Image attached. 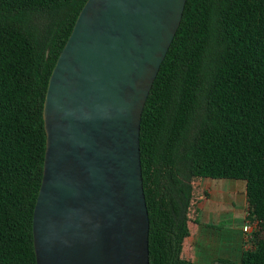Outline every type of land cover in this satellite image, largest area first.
<instances>
[{
	"label": "trees",
	"instance_id": "16d2710c",
	"mask_svg": "<svg viewBox=\"0 0 264 264\" xmlns=\"http://www.w3.org/2000/svg\"><path fill=\"white\" fill-rule=\"evenodd\" d=\"M86 1L0 0V264H37L44 101ZM140 147L150 264H193L182 252L194 177L246 182L260 230L239 264H264V0H187L145 104Z\"/></svg>",
	"mask_w": 264,
	"mask_h": 264
},
{
	"label": "water",
	"instance_id": "95a60500",
	"mask_svg": "<svg viewBox=\"0 0 264 264\" xmlns=\"http://www.w3.org/2000/svg\"><path fill=\"white\" fill-rule=\"evenodd\" d=\"M187 0H87L49 79L37 264H150L140 132Z\"/></svg>",
	"mask_w": 264,
	"mask_h": 264
},
{
	"label": "crops",
	"instance_id": "0c3cea01",
	"mask_svg": "<svg viewBox=\"0 0 264 264\" xmlns=\"http://www.w3.org/2000/svg\"><path fill=\"white\" fill-rule=\"evenodd\" d=\"M215 183L216 181L211 178L194 177L193 179L195 204L189 213V235L184 240L182 254L193 264H226V261L239 264L243 252L246 250L244 229L234 231L236 229L230 227L223 238L216 235L215 228L212 226L213 223L220 222L222 214L229 215L234 210H239L244 227L248 208L246 192L244 194L243 185L240 184L235 186L234 190H243H238L229 196L225 195L226 201L224 199V202H216L215 195L219 190L214 188ZM233 198H238L240 204L237 205ZM226 203L237 205V209L229 207L221 209V205Z\"/></svg>",
	"mask_w": 264,
	"mask_h": 264
},
{
	"label": "rangeland",
	"instance_id": "374dc122",
	"mask_svg": "<svg viewBox=\"0 0 264 264\" xmlns=\"http://www.w3.org/2000/svg\"><path fill=\"white\" fill-rule=\"evenodd\" d=\"M211 180L216 181L214 188L219 190L218 193L216 192V195H215V198H216L215 201L216 202H224V199H225L224 196L225 195L229 196V195H231V193L233 194L234 192L235 193L238 192V190H243V189L234 190L235 186H238L240 184L243 185L244 194L246 192V189H245L246 182L244 180L231 179V178H221V179H212L211 178ZM202 186H204V185H202ZM233 200L235 201V203L237 205L240 204L238 198H233ZM225 201H226V199H225ZM237 205L226 203V204L221 205L222 208L221 207L220 208L226 209L227 207H229V208H236L237 209ZM238 211L234 210L229 215L224 213V214H222V219L219 220L220 222L213 223L212 227L215 228L216 235H219L220 237L224 238V234L226 233V231H228V228H230V227L235 228L236 230H234V231L242 230L243 219H242L241 214ZM247 220H252V217H250L248 215V211H247V218H246L245 224H246ZM259 230H260V226L254 233H256Z\"/></svg>",
	"mask_w": 264,
	"mask_h": 264
},
{
	"label": "built area",
	"instance_id": "2783aa9c",
	"mask_svg": "<svg viewBox=\"0 0 264 264\" xmlns=\"http://www.w3.org/2000/svg\"><path fill=\"white\" fill-rule=\"evenodd\" d=\"M259 228V221L256 218H252V220H247L243 229L246 233L245 241H246V249L253 247L254 241V232Z\"/></svg>",
	"mask_w": 264,
	"mask_h": 264
}]
</instances>
